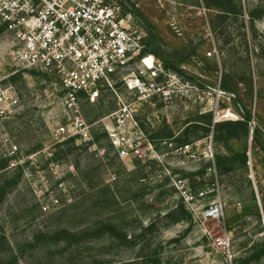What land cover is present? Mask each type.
Instances as JSON below:
<instances>
[{
  "label": "rangeland",
  "instance_id": "rangeland-1",
  "mask_svg": "<svg viewBox=\"0 0 264 264\" xmlns=\"http://www.w3.org/2000/svg\"><path fill=\"white\" fill-rule=\"evenodd\" d=\"M256 1L124 0L145 52L198 91L168 106L138 100L122 80L113 89L99 87L93 101L81 94L88 145L56 135L68 115L39 78L2 65L11 74L2 86H12L19 102L12 115L0 117V264H264V216L256 211L264 154L249 137L216 144L204 127L208 113L217 121L239 118L234 94L245 96L250 75L247 108L252 125L260 120L264 143V18L254 21L253 32L245 13ZM239 5L242 14L234 12ZM225 73L236 84L234 94L220 89ZM118 98L135 109L146 137L141 158L118 157L108 139L104 124ZM197 140L213 156L244 150L246 167L206 176L208 162L175 152L181 142ZM215 203L219 218L206 216Z\"/></svg>",
  "mask_w": 264,
  "mask_h": 264
},
{
  "label": "built area",
  "instance_id": "built-area-1",
  "mask_svg": "<svg viewBox=\"0 0 264 264\" xmlns=\"http://www.w3.org/2000/svg\"><path fill=\"white\" fill-rule=\"evenodd\" d=\"M130 16L124 12V0H0V117L12 115L19 102L12 86H2L11 75L3 70L4 64L39 78L43 92L56 97L68 115V122L56 128L60 139L73 137L87 145L92 136L79 113L81 94L93 101L99 87L113 89L114 82L122 80L138 100L157 98L168 106L178 96L198 91L184 75L144 52L143 33L130 24ZM130 69H136V74ZM110 117L112 121L104 128L117 156L132 153L141 158L146 137L135 119V109L118 98ZM199 143L179 144L175 152L208 162L205 175L215 174L210 146L200 151ZM204 193L200 189L196 195ZM221 213L219 203L205 210L212 218Z\"/></svg>",
  "mask_w": 264,
  "mask_h": 264
},
{
  "label": "trees",
  "instance_id": "trees-1",
  "mask_svg": "<svg viewBox=\"0 0 264 264\" xmlns=\"http://www.w3.org/2000/svg\"><path fill=\"white\" fill-rule=\"evenodd\" d=\"M242 6L239 5L236 10L234 11L237 14H242ZM233 11L231 13H234ZM226 12H223V17H225ZM245 13L247 15V21L251 27V29L254 32L253 29V23L256 19L264 18V0H257L255 3L252 4L250 8L245 9ZM254 35V33H253ZM243 40L245 43V51L247 53V50L249 48L247 47V39L245 37V34L243 33ZM146 50L144 49V52ZM251 51V50H250ZM255 51V50H252ZM259 52L262 58V61H264V46L259 47ZM149 53V52H148ZM155 55L154 53H151ZM156 56V55H155ZM157 57V56H156ZM164 67H168L165 64ZM245 82L247 84V91L245 93V96H240L238 93H236V84L232 82V77L229 73L223 74L221 80H220V89L223 92H232L234 94L233 100L238 106L239 109V118L235 120H226V121H213V116L211 113L207 114L206 124L204 125L206 134L211 132L212 141L216 144H223L224 146L227 144L229 140L238 139L241 137H249L251 138V142L253 144V148L256 150H259L262 154H264V143L261 142V131H260V120H257V123L254 125L251 124L252 115L247 108V101L250 102L253 90H252V82H251V76L248 75L247 78H245ZM258 119V118H257ZM251 127V135L249 134ZM172 138V136H170ZM190 142V141H184ZM184 142H181L184 143ZM248 161V156L244 150H238V151H230L227 155H222L219 153H215L213 156V162L215 169H217L220 172H227L232 169L233 165H237L240 167H246ZM261 205L260 208L256 206L257 213H261L262 216H264V194H262V197L260 199ZM260 211V212H259Z\"/></svg>",
  "mask_w": 264,
  "mask_h": 264
},
{
  "label": "bare ground",
  "instance_id": "bare-ground-1",
  "mask_svg": "<svg viewBox=\"0 0 264 264\" xmlns=\"http://www.w3.org/2000/svg\"><path fill=\"white\" fill-rule=\"evenodd\" d=\"M148 63V61H146ZM230 113L227 111L226 114H224V116H228Z\"/></svg>",
  "mask_w": 264,
  "mask_h": 264
},
{
  "label": "water",
  "instance_id": "water-1",
  "mask_svg": "<svg viewBox=\"0 0 264 264\" xmlns=\"http://www.w3.org/2000/svg\"><path fill=\"white\" fill-rule=\"evenodd\" d=\"M213 121H216L215 117L213 118ZM249 132H250L249 134L251 135V127H250V131Z\"/></svg>",
  "mask_w": 264,
  "mask_h": 264
}]
</instances>
